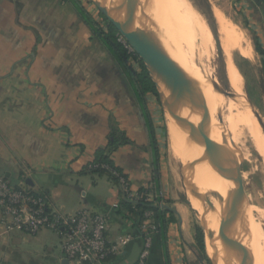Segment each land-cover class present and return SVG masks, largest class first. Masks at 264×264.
I'll use <instances>...</instances> for the list:
<instances>
[{
    "label": "crops",
    "instance_id": "crops-1",
    "mask_svg": "<svg viewBox=\"0 0 264 264\" xmlns=\"http://www.w3.org/2000/svg\"><path fill=\"white\" fill-rule=\"evenodd\" d=\"M231 1L250 35L252 59L264 83V0ZM256 40L263 52L256 50ZM2 58L0 73L18 77L1 87L27 91V97L0 99V177L45 198L62 215L86 208L106 215L108 238L118 251L103 264H135L144 236L114 208L123 199L119 185L106 174L84 172L112 133H124L129 142L111 152L113 161L134 190L151 188L161 206L172 211L166 232L153 234L148 264H207L196 240L200 225L193 210L167 185L161 156L157 164L146 114L150 102L155 105L154 95H146L145 107L127 70L76 5L69 0H0ZM149 112L156 127L159 122ZM0 264L99 263L66 257L57 230L7 231L0 222Z\"/></svg>",
    "mask_w": 264,
    "mask_h": 264
},
{
    "label": "bare ground",
    "instance_id": "bare-ground-1",
    "mask_svg": "<svg viewBox=\"0 0 264 264\" xmlns=\"http://www.w3.org/2000/svg\"><path fill=\"white\" fill-rule=\"evenodd\" d=\"M103 1L108 8H113L116 3V0ZM134 3L135 0H126L116 16V21L123 24L134 19L133 23L145 26L151 31L175 62L174 77L178 81L185 75L189 77L191 94L199 114L217 127L211 133L199 132L189 139L187 130L194 118L186 108L176 105L164 96L162 101L171 121L168 125L170 152L174 159L190 163L188 173L195 179L191 181L186 178L190 186L187 190L188 196L193 201L203 227L214 231L232 230L235 222L230 217V212L237 216V225L244 221L237 237H212L211 251L215 253L218 264H264V230L254 218L243 192L239 191L240 175L235 185L232 174L233 149L240 161L247 163H254L255 152L264 172L263 122L248 108L246 96L240 88L239 72L231 58L232 52L237 51L252 59V43L222 11L216 8L212 10L225 57L227 88L224 89L209 65L213 31L191 2L141 0V8L144 10L137 14L133 12ZM160 84L162 88L184 97L182 91L175 89L167 80L162 79ZM222 130L235 141V147L230 141L223 139ZM231 134L235 137L234 140ZM247 175L248 172L242 174L243 177ZM228 191L242 199L245 205L243 210L238 202L226 208ZM241 253L244 258L239 261L237 255Z\"/></svg>",
    "mask_w": 264,
    "mask_h": 264
},
{
    "label": "rangeland",
    "instance_id": "rangeland-1",
    "mask_svg": "<svg viewBox=\"0 0 264 264\" xmlns=\"http://www.w3.org/2000/svg\"><path fill=\"white\" fill-rule=\"evenodd\" d=\"M187 1L191 2L193 6L203 15L207 24H209L208 26H211L214 29V32L216 34L215 37L213 36L212 31L210 29V32L212 34L213 58L211 56L209 65H211L213 72L219 78L218 79L219 83L222 85L224 89H226L227 84H226V72H225V57L223 55V51L221 48V44L217 32V23L213 17L212 10L214 8L219 9L228 18H230L233 21V23L237 26L238 29H240L242 32L246 34L248 39H250L249 37L250 35L246 31L242 17L233 7L231 0H187ZM82 3L83 6L88 11V13H90L96 21L97 18L99 19L100 22L97 23L100 25V27L106 29L109 22L108 20L102 17L100 11L94 4L93 0H82ZM136 3L138 4L136 5ZM132 6L134 10L133 12H135V14H137L138 11L142 12L144 10V8H141V0H135L134 5ZM130 22L133 23L135 22V20L134 19L130 20ZM95 36L97 35L95 34ZM97 37L100 38L99 36ZM231 58L239 72L240 88L246 96L247 106L250 109V111H252V113L255 115V117L263 122L262 128L264 130V83L262 80V74L258 72L256 63L254 62L253 59L246 58L237 51L232 52ZM0 60H1L0 66L1 68H3L4 67L3 63L6 59L2 58ZM7 60L9 65L10 64H12L11 66L15 65L11 63L14 62V60L13 61L11 59H7ZM127 63L133 68L140 70V66L138 67L137 63L135 64L134 61H127ZM7 75H9V78H6ZM17 77L18 75L16 73H13L12 75L0 73V83L7 80H10L11 82L13 81L17 82ZM176 81L178 82V84H182L183 86H185L186 82L189 81V77L185 75L182 80L178 81L176 79ZM23 92L21 93L20 91H16V90L3 89L0 84V99L22 97L21 95L23 94L27 97V91H23ZM39 92L42 93V91ZM153 97H154L153 99L155 105H153L152 104L153 101H151L149 105L150 107H146V109L148 108V110H150L153 113V115H155V118L159 122L156 124V131H157V135L159 134L158 143L162 151L161 159L163 160V165L161 166V169L164 173V177L167 181V185H169L170 188L173 189L174 193L178 194V196L182 194L181 198H184L185 201L189 203L190 207L193 210L196 224H199L202 227L203 225L199 219L200 217L197 215L194 207L190 203V196H188L189 194L187 191L189 185L188 186L186 185L187 179L184 176L181 168V163H186V162L185 160L174 159L170 152L171 141L168 130L170 126L168 125H170L171 121L167 114L168 111L164 108V102L162 101L164 99V96L161 95L159 96V98L155 96ZM151 107H153V109ZM9 130H11V128H9ZM12 132L15 133V130H13ZM231 135L234 140L235 137L233 136V134ZM253 161L254 163H247L246 161H241L242 171L240 174L239 191L241 190V192H243L245 198L248 201L250 208L252 209L251 212L254 218L260 223V225L264 230V172H262L261 164L259 163L258 157L255 152H253ZM243 172H248V175L246 177H243L242 176ZM207 205L208 203H206V206ZM203 229L205 230V228ZM237 257H238L237 260L240 261L241 258H244V254L241 253L240 255H237ZM203 258L205 259L207 264H212L209 261L205 250L203 251Z\"/></svg>",
    "mask_w": 264,
    "mask_h": 264
},
{
    "label": "built area",
    "instance_id": "built-area-1",
    "mask_svg": "<svg viewBox=\"0 0 264 264\" xmlns=\"http://www.w3.org/2000/svg\"><path fill=\"white\" fill-rule=\"evenodd\" d=\"M118 40L124 44L129 53H136L125 38L118 34ZM141 58L139 57V60ZM142 60V59H141ZM139 67V63L133 58ZM123 198L136 201L142 198L134 190L130 179L121 177L118 183ZM148 199L154 195L147 193ZM162 205V201L159 202ZM120 203L114 208L119 209ZM141 230L144 234V246L135 264H148L153 245V234L157 225L153 222L152 211L145 213ZM0 222L7 231L21 230L37 234L43 229L57 230L62 239V249L66 257L74 261H93L103 264L108 256L118 251V245L108 238L109 218L101 213L86 209L75 215H62L52 209L48 201L22 187H15L0 177Z\"/></svg>",
    "mask_w": 264,
    "mask_h": 264
},
{
    "label": "trees",
    "instance_id": "trees-1",
    "mask_svg": "<svg viewBox=\"0 0 264 264\" xmlns=\"http://www.w3.org/2000/svg\"><path fill=\"white\" fill-rule=\"evenodd\" d=\"M73 2L82 16L85 18L87 24L93 30V33L99 36L102 42L111 50V52L118 58L120 63L123 65L125 70H127L128 76L133 82V86L136 91L137 98L144 104L146 107V95L152 94L159 98V92L156 88V85L151 77L150 71L148 70L145 63L140 59L136 53H129L128 49L118 40V30L109 23L106 29L100 27L97 21L92 17L90 13L83 6L82 0H69ZM101 13V12H100ZM104 19L105 16L101 13ZM107 20V19H106ZM256 50L258 52H263L258 41H255ZM134 59L139 63L140 71L134 69L132 66L128 65L127 61ZM146 114L148 117V123L151 130L152 144L154 147V152L156 155L157 164L159 166L160 160V147L158 143L157 131L154 123L152 122L150 112L148 108L146 109ZM108 145L104 148L97 150L94 159L85 167V173L93 174H106L108 175L115 183H119L121 177H126L129 179L128 175L124 170L116 165L111 157V152L115 150L120 145L128 143V138L124 133H120V136L114 132L112 133ZM149 187H142L138 193L143 196L139 200L133 201L128 197H125L121 201V206L118 211L123 214L126 218H129L133 225L139 230V232L144 236L141 225L146 218L145 213L147 211L153 212V222L157 225V232L162 234L166 232L168 225V214H172L171 209L162 207L159 202L161 198L148 199L147 193L150 192ZM196 240L202 252L205 250V240H204V230L201 226L196 227Z\"/></svg>",
    "mask_w": 264,
    "mask_h": 264
},
{
    "label": "water",
    "instance_id": "water-1",
    "mask_svg": "<svg viewBox=\"0 0 264 264\" xmlns=\"http://www.w3.org/2000/svg\"><path fill=\"white\" fill-rule=\"evenodd\" d=\"M93 2L98 8V10L105 16L108 22L113 24V26L118 30L119 34L125 38V40L130 44L132 49L145 63L148 70L150 71L151 77L156 85L159 95H163L168 99L172 100L176 105L186 108L190 116L194 118V122L187 130L188 138H194L199 132L211 133L214 129H216L217 127L214 126L212 122L206 120L203 116L199 114L195 105V100L191 94L190 79L186 82L185 86H183L182 84H178V82L176 81L173 74L175 69V62L173 61L172 57L168 55L161 43L156 40L151 31L147 27L136 23L126 22L120 24L116 21V16L124 6L126 0H116V3L113 8L106 7L103 0H93ZM211 29L215 37L216 34L214 32V29L212 27ZM162 79L167 80V82L175 89L177 88L181 90L184 94V97H181L170 90L162 88L160 84ZM221 135L224 140L230 141L234 147L236 146L235 143L231 140L229 134H226L222 130ZM232 152L234 154V169L232 174L234 184L236 185L241 172L242 163L235 154V149H233ZM181 168L184 176L188 180L192 181L193 179H195L194 176H191L188 173L190 163H181ZM220 175H222L227 180L223 173H220ZM235 202H238L242 205V210L243 208H245L242 199L233 196L232 191H228L225 200L226 208ZM230 217L235 222V227L232 230L218 229L217 231H214L212 229L207 228H205V230L203 229L205 240V252L209 261L212 264H218L216 255L214 252L211 251L210 248V241L212 237L222 236L225 238H233L237 237L240 234V226L243 225L244 221L240 222V224L237 225V216L230 212Z\"/></svg>",
    "mask_w": 264,
    "mask_h": 264
}]
</instances>
